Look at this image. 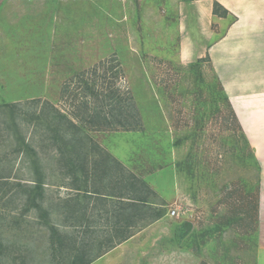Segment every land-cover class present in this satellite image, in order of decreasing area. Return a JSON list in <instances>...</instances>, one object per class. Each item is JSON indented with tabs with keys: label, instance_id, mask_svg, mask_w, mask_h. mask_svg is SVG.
Returning a JSON list of instances; mask_svg holds the SVG:
<instances>
[{
	"label": "rangeland",
	"instance_id": "374dc122",
	"mask_svg": "<svg viewBox=\"0 0 264 264\" xmlns=\"http://www.w3.org/2000/svg\"><path fill=\"white\" fill-rule=\"evenodd\" d=\"M191 1L0 0V264H264L254 149L179 59Z\"/></svg>",
	"mask_w": 264,
	"mask_h": 264
},
{
	"label": "crops",
	"instance_id": "0c3cea01",
	"mask_svg": "<svg viewBox=\"0 0 264 264\" xmlns=\"http://www.w3.org/2000/svg\"><path fill=\"white\" fill-rule=\"evenodd\" d=\"M221 9L213 14V3ZM179 19V59L209 58L214 73L254 149L260 169L259 236L264 239V0H192ZM213 19L230 20L214 40ZM201 48L198 54L195 49ZM264 241V240H263Z\"/></svg>",
	"mask_w": 264,
	"mask_h": 264
},
{
	"label": "trees",
	"instance_id": "16d2710c",
	"mask_svg": "<svg viewBox=\"0 0 264 264\" xmlns=\"http://www.w3.org/2000/svg\"><path fill=\"white\" fill-rule=\"evenodd\" d=\"M221 9V6L217 3V2H214L213 3V14L215 15V16H217V17H225V15H226V12L224 11V14H223V16H218V14H217V12H218V10H220ZM220 91L222 92V94L224 95V93H223V90H222V88L220 87ZM224 101H225V103L228 105V107H230L229 106V103H228V100H227V97L224 95ZM233 115V114H232ZM234 117V116H233ZM37 159V158H36ZM37 162H39V159L37 160ZM0 180H4L3 179V177H0ZM35 184V186H37V188H41L42 187V185H40V184H38V183H34ZM119 198V197H118ZM121 198V197H120ZM127 203H130V204H135L134 203V201H135V199H132V200H129V199H127ZM139 203H142L141 205H143L144 206V204H145V201H143V200H140V202ZM155 217V216H154ZM156 218V217H155ZM190 229H191V225L190 224H188V223H185L184 225H183V231H182V235L179 237V238H181L180 240H183L184 238H185V236L187 235V233L190 231ZM86 264H88V263H86Z\"/></svg>",
	"mask_w": 264,
	"mask_h": 264
},
{
	"label": "built area",
	"instance_id": "2783aa9c",
	"mask_svg": "<svg viewBox=\"0 0 264 264\" xmlns=\"http://www.w3.org/2000/svg\"><path fill=\"white\" fill-rule=\"evenodd\" d=\"M175 214H176V212H175V211H172V212H171V215H172V216H174Z\"/></svg>",
	"mask_w": 264,
	"mask_h": 264
}]
</instances>
